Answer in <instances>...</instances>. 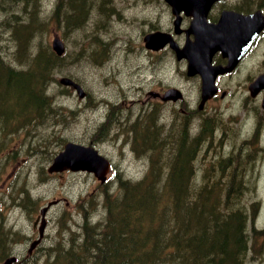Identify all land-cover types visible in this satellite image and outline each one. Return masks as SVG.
<instances>
[{"label":"rangeland","instance_id":"obj_1","mask_svg":"<svg viewBox=\"0 0 264 264\" xmlns=\"http://www.w3.org/2000/svg\"><path fill=\"white\" fill-rule=\"evenodd\" d=\"M57 1L0 0V54L6 61L20 66L16 52L18 43L11 28L14 14L20 16L19 21L26 23L32 21L34 11L37 13L39 28L31 37L32 46L39 38L51 45L56 35L62 37L66 44L63 68L56 73V81L49 88L55 103L64 111L63 118L59 123L39 125L30 132L22 130L21 134L2 140L6 144L0 147V228L11 232V239L5 246L7 251L23 253V248H28L30 237L38 234L34 221L41 207L50 200L56 201L46 214L42 244L47 249H43L33 262L27 264H48L52 257V246L58 243L66 245L71 238L77 241L82 235L81 225L86 219L95 223L104 218L103 184L107 183L114 190L119 175L139 179L151 166V153H139L134 149L133 132L129 129L125 132V129L119 131L116 128L103 137L96 134L97 124L103 121L108 110L107 104H101V99H125L126 106L132 107L136 115L142 103L137 102L135 105L134 101L138 97L147 99L149 88L164 84L166 88L181 87L185 99L166 104L160 111L161 122L180 119L183 116L182 108L186 106L199 110L200 80L195 76H187V61L178 60L170 48L155 51L144 46L143 36L148 31L173 30L174 16L165 0H109L105 6H114L110 12L100 8L101 0H87V20L82 26L72 28L63 22L64 12L68 9L76 18L78 11L66 9V0H63L58 15L62 26H58L54 21ZM235 5H247L251 10L259 5L264 12V0H240V4L239 0H222L213 6L209 16L216 17L223 8ZM47 20L46 26L43 21ZM189 23L190 17L185 16L182 25L187 27ZM95 36L98 39L93 48L101 49L103 42H107V49L99 61L86 54L89 50L84 49L81 53L83 45L87 46L88 40ZM175 37L181 44L185 42V34ZM135 64L138 65L127 67ZM261 72H264V31L253 57L245 61L236 73L221 77L218 81L221 90H227V95L221 97L219 91L199 110L205 116L218 118V128L223 134L220 141L217 138L212 143H220V156L229 158L230 163L239 169L240 176L250 183L251 189L245 201L250 204L256 200L258 203L255 217L250 221L251 247L245 264H264L263 93L252 97L248 88L252 79ZM62 75L71 76L82 83L87 92L86 97L79 98L74 90L62 85L59 82ZM193 124L190 136L197 133L199 119L195 117ZM176 128L172 125L169 130L174 131ZM167 135L166 139L169 140L176 134ZM67 140L86 144L92 142L113 161L112 170L104 183L87 171L48 172L51 157L63 148ZM214 148L210 149L209 155L214 152ZM242 160L246 161L247 169ZM231 172L232 168L223 170L216 160L206 169L200 168L198 176L207 173L224 181L231 177ZM253 225L263 229L258 238L256 233L253 234Z\"/></svg>","mask_w":264,"mask_h":264},{"label":"trees","instance_id":"obj_2","mask_svg":"<svg viewBox=\"0 0 264 264\" xmlns=\"http://www.w3.org/2000/svg\"><path fill=\"white\" fill-rule=\"evenodd\" d=\"M62 1L54 8L58 26H62L58 17ZM86 1L66 0V9L78 11L74 18V13L64 8L63 22L68 28L82 26L87 20ZM105 2L102 0L101 8L111 11ZM13 17L11 28L20 66L0 54V147L22 130L59 123L64 116L49 92L56 73L63 68L64 54L58 55L42 38L31 45L39 28L35 11L30 22L19 21L16 14ZM48 21L43 24L47 26ZM97 39L88 40L81 53L89 50L86 54L99 61L107 42L101 49L93 48ZM147 112L128 129L133 132L134 149L151 153L148 172L140 179L119 175L114 190L103 184L104 218L95 223L86 219L80 240L71 238L66 245L52 246L48 264H245L251 247L250 221L258 203L245 201L250 183L229 158L220 156V143H212L218 118L195 110L196 119L202 121L201 131L190 136L180 125L174 131L166 129L162 140L156 120L159 111ZM167 133L176 135L168 140ZM96 134L108 135L102 128ZM212 147L214 152L209 155ZM216 160L223 170L232 168L231 177L223 181L207 173L198 176L200 168L206 169ZM241 162L247 169L246 161ZM252 230L257 238L263 231L259 225H253ZM10 239L9 231L0 228L2 258L9 252L5 246Z\"/></svg>","mask_w":264,"mask_h":264},{"label":"water","instance_id":"obj_3","mask_svg":"<svg viewBox=\"0 0 264 264\" xmlns=\"http://www.w3.org/2000/svg\"><path fill=\"white\" fill-rule=\"evenodd\" d=\"M165 1L171 6L175 15V33L185 31L186 41L183 46H180L171 32L157 30L145 35L146 47L159 50L168 45L176 52L178 59H187L188 75L199 74L202 78V99L199 104V108H202L204 103L217 93L216 80L218 76L235 68L252 42L264 29V13L262 10H257L245 14L233 9H224L218 21L212 22L208 19V15L212 6L219 0ZM182 12L192 17L187 29L181 27ZM191 34H193V39ZM52 47L59 55L65 51V43L58 35L54 37ZM217 51H221L224 57H229L226 65L213 64V57ZM59 81L65 85H72L80 97L86 95L82 85L71 77L64 75L60 77ZM249 88L253 96L264 90V72L251 82ZM181 97L182 93L178 88H170L164 94L163 99L177 100ZM262 107L264 108V94ZM65 169L93 172L101 182H104L111 170V161L93 145L69 140L48 167L49 172ZM52 203L53 201H50L47 206L41 209L42 222L39 227L41 236L46 225L44 215ZM39 241L40 239L34 240L30 250ZM15 260V256H10L1 264H13Z\"/></svg>","mask_w":264,"mask_h":264},{"label":"flooded vegetation","instance_id":"obj_4","mask_svg":"<svg viewBox=\"0 0 264 264\" xmlns=\"http://www.w3.org/2000/svg\"><path fill=\"white\" fill-rule=\"evenodd\" d=\"M107 3H109V1ZM239 3H240V1H239ZM225 8H234V7H225ZM220 12H219L218 16L211 17L212 19L211 18L210 19L211 20H216V18L218 19ZM243 12H246V11H243ZM155 30H157V29H155ZM182 35L183 34H181L180 37ZM259 39L260 38L256 39L252 43V45L250 46V48L248 49V51L244 55L243 59L240 61V65L238 64L239 66L237 65L238 67L236 66V68L231 73L222 75L221 77H224V76L227 77L228 75H233L234 73H236L240 69V67L244 64L245 61H247L249 58L253 57L255 50H256V47H257V44L259 42ZM214 61H215V63L226 64L228 62V58L223 57L221 52H218L214 55ZM138 64H141V63H138ZM138 64L128 65L127 67L131 68L132 66H137ZM153 66H155V65L153 64ZM195 77L199 78L200 83H201V78L198 76H195ZM161 83H163V82H161ZM160 85L161 86H159V87H151L148 89L147 99L141 100V97H138L137 100L134 101L135 105L137 102L142 103V104H140L139 113L136 115L133 114L132 107L126 106V104H125L126 100L125 99H122L120 101H111L110 99H107L105 97L103 99H101V104H104V103L107 104L108 110H107L106 114L104 115L103 121H101L97 124L96 129L102 128L105 131H107V133H111L116 128L119 131H123L124 129L131 128L132 125L134 124V121L138 118H141L142 116H145L148 113L147 112L148 110H153L154 112H156L158 110L160 112L162 109H164V106L166 104L170 103V102H166L163 100V94L167 88L165 87L164 84H160ZM219 91H221V92L226 91L227 92V90H221V88L219 89ZM149 96H151V97H149ZM216 96H214V97H216ZM183 98L185 99V92H184ZM183 105H184V103H183ZM158 114H157L156 120H157L158 131L161 135L162 140L164 139L165 130L171 129L172 125H175L177 128L180 125H182L184 128L187 129V132L190 135V128L193 126V121H194V118L196 117L195 116V109H192L190 107L188 108L187 106L182 108L183 116L180 119H178V117L176 116V118L178 120H176L174 122H173V120H170L169 122H167L166 120H163V122H161L162 116L160 115V113H158ZM201 122L202 121H200V123L198 124L199 127L197 129L198 130L197 132L201 131V129H202ZM222 134H223V132L220 130V128L216 129L215 130V135H216L215 139L218 138V141H220L222 138ZM34 237L35 236L30 237V238L33 240ZM42 241H43V239H42ZM42 241H41L40 245L37 246L31 254L27 253V251H28L27 248H23V253L16 251V250H12V251H10L9 254L10 255L11 254L17 255L18 260L16 261V264H25L27 262H33L35 260V258H37L38 255L42 253L43 249H46V247L42 244ZM1 260L2 259L0 258V261Z\"/></svg>","mask_w":264,"mask_h":264}]
</instances>
